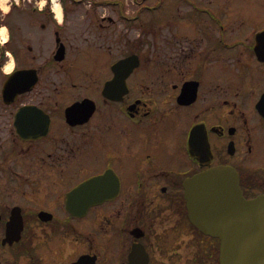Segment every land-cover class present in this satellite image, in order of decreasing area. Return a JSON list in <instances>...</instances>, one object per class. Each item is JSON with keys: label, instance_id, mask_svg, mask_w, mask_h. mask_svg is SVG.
<instances>
[{"label": "flooded vegetation", "instance_id": "1", "mask_svg": "<svg viewBox=\"0 0 264 264\" xmlns=\"http://www.w3.org/2000/svg\"><path fill=\"white\" fill-rule=\"evenodd\" d=\"M134 1L3 0L0 264H220L186 179L264 194V17Z\"/></svg>", "mask_w": 264, "mask_h": 264}, {"label": "water", "instance_id": "2", "mask_svg": "<svg viewBox=\"0 0 264 264\" xmlns=\"http://www.w3.org/2000/svg\"><path fill=\"white\" fill-rule=\"evenodd\" d=\"M10 77L4 86L7 100ZM190 221L220 239V264H264V195L246 200L235 170L219 166L185 182Z\"/></svg>", "mask_w": 264, "mask_h": 264}, {"label": "rangeland", "instance_id": "3", "mask_svg": "<svg viewBox=\"0 0 264 264\" xmlns=\"http://www.w3.org/2000/svg\"><path fill=\"white\" fill-rule=\"evenodd\" d=\"M124 1L128 3L126 5V10H128L130 13H132L133 11H137V8L135 7L134 4L135 3L134 0H124ZM156 1L157 0H147L145 4L151 6ZM228 1L234 4L231 7L230 12L243 14L245 18H251L256 20L262 19L264 17V0H228ZM153 12L154 11L147 10L145 12V15L149 17Z\"/></svg>", "mask_w": 264, "mask_h": 264}, {"label": "clouds", "instance_id": "4", "mask_svg": "<svg viewBox=\"0 0 264 264\" xmlns=\"http://www.w3.org/2000/svg\"><path fill=\"white\" fill-rule=\"evenodd\" d=\"M0 6H2L5 11H8V5L4 4L3 0H0Z\"/></svg>", "mask_w": 264, "mask_h": 264}, {"label": "bare ground", "instance_id": "5", "mask_svg": "<svg viewBox=\"0 0 264 264\" xmlns=\"http://www.w3.org/2000/svg\"><path fill=\"white\" fill-rule=\"evenodd\" d=\"M56 12H57V13L59 12V9H58V8L56 9Z\"/></svg>", "mask_w": 264, "mask_h": 264}]
</instances>
